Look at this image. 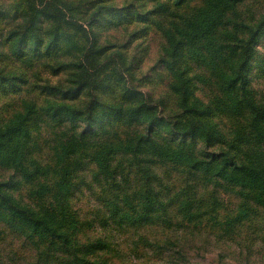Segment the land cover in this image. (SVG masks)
Masks as SVG:
<instances>
[{"label": "trees", "instance_id": "obj_1", "mask_svg": "<svg viewBox=\"0 0 264 264\" xmlns=\"http://www.w3.org/2000/svg\"><path fill=\"white\" fill-rule=\"evenodd\" d=\"M193 1L174 0L158 22L171 114L127 89L85 107L26 97L0 119V264H197L213 248L220 264H264V96L249 76L263 63L264 0ZM91 5L0 0L15 15L11 54L53 32L48 50L88 48L69 81L101 89L110 64L92 68L105 51L80 22ZM59 65L46 64L53 75ZM8 77H32L29 93L48 83L39 71Z\"/></svg>", "mask_w": 264, "mask_h": 264}, {"label": "rangeland", "instance_id": "obj_2", "mask_svg": "<svg viewBox=\"0 0 264 264\" xmlns=\"http://www.w3.org/2000/svg\"><path fill=\"white\" fill-rule=\"evenodd\" d=\"M166 1L170 6L169 9L163 4ZM173 1L89 0L93 7H88L89 13L85 15L87 21L81 15L80 22H83L82 26L87 30L89 39H95L105 51L104 57L98 59L92 68L94 69L102 61H105L104 64H110L99 78L102 79L106 74L108 75L101 89L94 88L88 83L78 84L76 81H69L71 80L70 70L74 64L88 68L86 66L91 62L88 58V48L86 50L75 49L68 42L61 41V48L58 51H53L52 48L48 50L50 40L47 41L46 38L51 39L54 36L53 32H48L41 48L34 49V45L31 44L32 46L26 53L20 54L21 58L11 54L12 43L6 41L5 34L14 26L15 15L13 11H0V21H3L2 24L0 23L2 26L0 27V85L2 86L0 87V119L13 114L19 108L20 101L26 97L32 99L36 97L39 102L44 97H52L58 101L85 107L88 102L106 104L121 101L127 89L139 91L150 105L157 108L161 115L171 114L175 108V98L167 85L170 78L168 68L161 59L165 40L159 30L158 22L165 21L164 16L169 14L167 10H172L174 7L172 6ZM94 2L97 4L94 5ZM85 4L86 2H82L80 6H77L74 11L77 17L82 14ZM98 6L102 10L108 11V14L104 12L103 15H99ZM259 8L261 9L262 5ZM74 19L76 18L74 17ZM18 20L19 17L16 21ZM20 31L22 32L23 29L21 28ZM262 31L256 49L260 53L259 57L263 63L262 65L256 64L250 70L249 76L251 85L257 84L256 88L262 86L261 95L264 96V28ZM56 61L63 67H59V71L53 75V67H48L46 64L50 62L54 65ZM18 66L21 71L14 70ZM38 71L41 79L37 82L40 84L48 82L46 90L41 92L35 90L29 93L30 84L35 82L32 77H29L27 83L23 78L16 79V82L7 80L13 78L8 77L12 74L23 72L31 76ZM3 79L9 82L6 87H4L5 81L1 83ZM198 86H201L200 83ZM196 94L200 96L201 93L197 91ZM124 100H128V98ZM103 125L104 122L101 126ZM162 136L176 141L180 140L179 135L173 133H163ZM13 187L9 186L6 191H11ZM231 200L232 198H230ZM0 228H3L1 224ZM12 237L10 235L8 239L13 241ZM217 255V250L213 248L204 253V258H198L197 264H220ZM153 257L148 256L147 258L150 260ZM147 258L140 259L141 263Z\"/></svg>", "mask_w": 264, "mask_h": 264}]
</instances>
